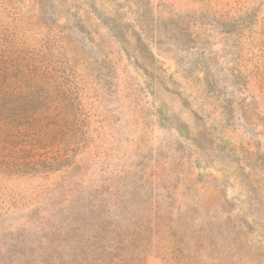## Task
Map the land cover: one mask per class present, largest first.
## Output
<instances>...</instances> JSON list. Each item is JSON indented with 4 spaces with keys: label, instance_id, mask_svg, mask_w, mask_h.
<instances>
[{
    "label": "rangeland",
    "instance_id": "1",
    "mask_svg": "<svg viewBox=\"0 0 264 264\" xmlns=\"http://www.w3.org/2000/svg\"><path fill=\"white\" fill-rule=\"evenodd\" d=\"M0 264H264V0H0Z\"/></svg>",
    "mask_w": 264,
    "mask_h": 264
}]
</instances>
